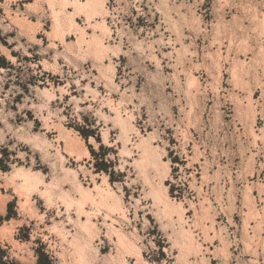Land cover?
Returning <instances> with one entry per match:
<instances>
[{"label":"rangeland","instance_id":"rangeland-1","mask_svg":"<svg viewBox=\"0 0 264 264\" xmlns=\"http://www.w3.org/2000/svg\"><path fill=\"white\" fill-rule=\"evenodd\" d=\"M0 57L10 260L264 264V0H0Z\"/></svg>","mask_w":264,"mask_h":264},{"label":"trees","instance_id":"trees-1","mask_svg":"<svg viewBox=\"0 0 264 264\" xmlns=\"http://www.w3.org/2000/svg\"><path fill=\"white\" fill-rule=\"evenodd\" d=\"M0 65L5 66L4 59L0 57ZM84 137H87L84 134ZM0 264H21L20 262L10 260L9 256L7 255V250L2 248L0 245ZM36 264H54L52 260L43 252H38L37 254V261Z\"/></svg>","mask_w":264,"mask_h":264}]
</instances>
